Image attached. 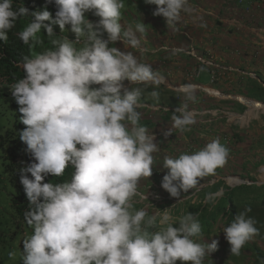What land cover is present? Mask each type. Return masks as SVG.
I'll return each mask as SVG.
<instances>
[{"label": "clouds", "instance_id": "1", "mask_svg": "<svg viewBox=\"0 0 264 264\" xmlns=\"http://www.w3.org/2000/svg\"><path fill=\"white\" fill-rule=\"evenodd\" d=\"M54 3L55 18L46 8L30 13L23 4L14 7V0H0V41L7 43L9 31L29 15L32 19L18 35L30 48L42 43V30L49 38L56 37L54 25L61 33L70 25L75 34L74 40L58 36L50 40L51 48L24 56V76L11 88L25 125L19 139L33 158L20 169L29 201L24 219L32 229L22 241V264H205L218 241L202 242L196 214L173 219L168 209L149 214L134 206L136 197L148 199L139 191L140 181L152 175L154 153L159 151L155 135L140 123L141 100L147 92L159 101L155 89L164 77L132 51L110 45L121 41L143 56L145 24L122 22L125 0ZM145 3L155 5L153 15L165 18L173 31L178 30L182 13L192 12L189 0ZM88 11L100 18L97 23L85 17ZM125 80L135 86L125 87ZM178 91L186 101H195V85H180ZM171 119L181 133L196 123L187 103L176 108ZM229 154L216 138L195 152L165 156L162 167L168 171L161 187L179 198L196 189L203 178L215 175ZM69 167L70 180L43 182L49 174L63 176ZM250 212L251 207L239 211L222 229L232 255L239 256L243 246L259 235Z\"/></svg>", "mask_w": 264, "mask_h": 264}, {"label": "trees", "instance_id": "2", "mask_svg": "<svg viewBox=\"0 0 264 264\" xmlns=\"http://www.w3.org/2000/svg\"><path fill=\"white\" fill-rule=\"evenodd\" d=\"M199 1L189 0V3L194 8L200 4ZM243 3L239 4L238 0H235V4L238 6H243ZM22 4L29 9L30 13L32 11H42L46 8L55 18L57 6L54 0L52 2H49V0H14V7H19ZM201 6L204 8L203 4ZM155 8V5L147 4L145 0H125V8L122 9V22L126 25H135L137 22L145 24L146 32L141 38L144 41L143 48L147 44L150 48H154L156 43L158 45L155 48L161 47L160 40L164 36V31L168 30L165 18L153 15ZM188 14L182 13V18ZM91 15L94 17V24L97 23L95 20L97 16L94 15L93 11L85 12V17L89 21L92 18ZM31 19L30 15L21 17L15 28L9 31L8 42L0 41V159L3 172L14 190L11 207L21 221H25L24 212L28 209L29 201L20 183V169L33 162V158L27 152L26 144L19 139V132L25 128V125L20 121L19 106L12 97L11 88L24 76L22 68L24 56H32L51 48L50 40L58 39V36H67L69 40L75 39V34L70 31V25L65 26L66 30L72 33L69 35L61 33L59 26L54 25L56 37L49 38L46 32L42 30L39 34L42 43L35 46V48H30L19 38L18 33L27 26ZM102 38L107 39V35L104 34ZM120 43L123 42L117 41L115 45L110 46L118 47ZM82 46V44L76 45L78 48ZM151 56L150 54L148 57ZM183 56L187 55L184 54ZM249 80L250 93L244 95L242 92H236L234 97L240 98V101H234V104L239 108L229 111L241 113L244 111L247 102L264 104V83L256 75L249 77ZM125 83L123 81V84ZM180 94L184 95L183 93ZM141 103L144 107L140 109L142 113L140 123L148 129L149 134L155 135V142L159 144V150L168 153L161 157L162 161L165 156L177 157L181 153H192L203 148L206 143L211 141V134L219 132L217 129L220 128L216 127L215 124H227L224 117L219 114L216 117H210L203 115L208 110H190L199 112L200 115L194 117L196 123L190 126V130L181 133L172 127L171 117L175 110H162L151 105L143 98ZM199 120L204 122L198 123ZM227 127L226 136L220 134L222 136L219 137V140L230 149L229 158L237 156L235 164L243 172L249 173V171L264 167V117L261 122H255L246 129H238L230 125ZM169 132L170 134L167 135ZM204 135L208 136L209 140L203 141L198 138V136L202 137ZM162 164H154L152 175L140 181L139 191L144 193L148 199L140 200L139 197H136L134 201L136 209L143 208L149 214H153L157 212L156 210L159 213L167 208L173 219L188 212L196 214L202 228V242L211 243L212 239L218 241L217 250L206 257L205 264H264V182L260 184L250 182L248 185L230 187L221 178H216L214 183L209 185L211 179L205 177L200 181L202 186L199 190H189L188 193L182 192L181 197L175 198L171 197L168 192L161 191L163 189L161 187L162 178L168 171L162 167ZM71 173L72 169L69 167L65 170L63 176L54 177L49 174L43 182L58 183L70 180ZM223 173L222 168L216 170V174L219 176ZM27 175L30 179L32 178L30 173ZM217 192H221L222 195L214 200L207 199V197ZM167 199L177 200V202L172 203ZM246 207H251V212L248 215L257 221L256 227L259 229V235L248 241L241 249L240 255L235 256L231 254V246L225 239L222 229L232 222L239 211L244 210ZM178 264H181V262L179 261Z\"/></svg>", "mask_w": 264, "mask_h": 264}, {"label": "rangeland", "instance_id": "3", "mask_svg": "<svg viewBox=\"0 0 264 264\" xmlns=\"http://www.w3.org/2000/svg\"><path fill=\"white\" fill-rule=\"evenodd\" d=\"M249 1L246 2L244 0L243 6H238L235 4V0L234 3L233 0H200V4L194 8L189 3L192 13L182 18V22L177 26L178 30H165L164 36L160 40L161 47L155 48L158 45L156 43L154 48H150L147 44L145 45L147 52L143 56H141L137 49L120 43L117 47L118 49L121 51H132L143 62L151 64L153 69L157 70L164 77V82L155 89L160 94L159 101L153 100L148 96L147 92L142 98L156 107H173V103L176 102L174 99L175 95L180 94L178 91L179 86L188 84L187 81L191 78L194 79V70L197 68L196 60L183 56V53H178L180 50L192 51L202 59L214 63L217 68L219 66V69L223 68L227 71L229 75H227L228 79L223 83L224 87L234 85V80L230 77V74H237L240 72L239 70L247 72L260 71L264 74L262 70L264 68V0ZM201 4L204 5V8H202ZM91 17L90 22L94 23V17L92 15ZM98 18H95L97 22L99 21ZM201 24H206V27H201ZM63 33L72 34L68 30ZM143 45L144 41L141 40V46L143 47ZM157 53L160 54L158 55ZM150 54L152 56L148 57ZM221 60L223 63L220 64L219 61ZM200 69V79L196 82L202 86L211 87L209 70L204 68V71H200ZM125 82V87L130 88L135 86L127 80ZM237 85L239 86V83ZM203 89L214 91L212 88ZM151 90V87L147 89L149 92ZM195 93L198 98H201L199 101L200 106L205 109L217 107L218 101L215 99L216 97L207 95L204 91L197 90V88H195ZM226 98H231L235 102H239L240 100V98L232 96L225 97V100ZM206 100H210V104L212 105L205 107L204 104L209 102ZM201 122L204 121H198V123ZM215 125L220 129H217L219 132L211 134V140L222 136L220 134L226 136L228 125H219L218 123ZM198 138L203 141L209 140L206 135L202 137L198 136ZM163 156L162 152H156L154 164L160 165L163 163L161 160ZM236 158L237 156L228 157L227 163L222 167L224 171L222 175L219 176L215 173V175L208 176L211 179L209 185L214 183L216 178L225 180L227 186L233 183L230 178H240L241 180L257 184L264 182V167L249 171V173L243 172L235 164ZM201 186L202 184H199L193 190L197 191ZM161 191L167 192L163 189ZM13 194L14 190L10 186L6 174L3 172L0 159V264H22V241L32 232L26 221H21L15 215L11 207ZM156 211L158 213V210ZM10 253H15V255H10Z\"/></svg>", "mask_w": 264, "mask_h": 264}, {"label": "crops", "instance_id": "4", "mask_svg": "<svg viewBox=\"0 0 264 264\" xmlns=\"http://www.w3.org/2000/svg\"><path fill=\"white\" fill-rule=\"evenodd\" d=\"M219 62H220V64L223 63L222 60ZM263 66H264V64H263ZM262 70L264 71V68ZM239 71L240 72L237 74H230L231 75L230 77L234 80V81L231 80V81H233L234 85L228 86V87H224L223 83L228 79L227 75H229V74L223 68L219 69V66H218V70L216 73L217 78L211 87H205V86H202L201 84L197 83L196 81L200 79V76L198 78L190 79L191 81L190 80L187 81L188 84L199 86L201 88L202 87L203 88H212L214 91H217L219 93L220 97L215 98L218 102H217V107L214 109H211V108L205 109L204 107L200 106L199 101L201 98H198L196 96V93H195L196 99L194 102L193 101H184L185 100L184 95L176 94L174 97L176 104L173 103L174 104L173 107H169V108L165 107V109L162 106H157V107L162 108V110H176V108H178L179 106L187 103L188 110H225V111H229V110H233L235 108H239L238 106H236L234 104V100H232L231 98H229V99L226 98V100H225V97H228V96L234 97L236 95V92H242V94H244V95L249 94L250 90H251L249 77L251 78L254 75L258 76L260 78L261 82L264 83V74L261 73L260 71H254V72H247V71H241V70H239ZM237 83H239V86L237 85ZM209 93L213 94L214 92L209 91ZM183 101H184V103H183ZM206 101H209V102L204 104L205 107L208 105H212V104H210V102H211L210 100H206ZM219 101H221V102H219ZM218 103H220V104H218ZM229 112H232V111H229ZM232 113H234V112H232ZM263 117L264 116H261L259 118L260 122L262 121ZM255 122L258 123V121H254V122H252V124ZM158 152H160V153L162 152L164 155L168 154L164 150L158 151Z\"/></svg>", "mask_w": 264, "mask_h": 264}, {"label": "built area", "instance_id": "5", "mask_svg": "<svg viewBox=\"0 0 264 264\" xmlns=\"http://www.w3.org/2000/svg\"><path fill=\"white\" fill-rule=\"evenodd\" d=\"M241 2H242V0H239V3H241ZM178 53H183L187 56H190L192 59L196 60L197 68L194 70L195 71V75H193L194 78L199 77V69L200 68L206 67L209 69V74L211 76V84H213L215 82V80H216L215 78H217L216 77V71L218 68L214 63L210 62L209 60L202 59L201 57L194 54L192 51L180 50V51H178ZM195 88H197V90L199 89V90L204 91L207 95H211V96L216 97V98L220 97L219 93L217 91H213L214 93L211 94V93H209L208 90H205L199 86H196ZM192 112L194 114V117H197L200 115L199 112H194V111H192ZM217 114L224 117V119L226 120V123L228 125L236 127L238 129H246L252 124V122L258 121L261 116H264V104L247 102V103H245L244 111L241 113H232L229 111H221V110H214V111L209 110V111H206L203 113V115H208L210 117H216ZM230 180L233 182L232 185L231 184L229 185L230 187L250 184L249 181L240 180L239 178H230ZM154 198H157V197H154ZM167 200L169 202H172V203L177 202V200H173V199L172 200L167 199ZM152 201H153V199H152ZM165 209H167V208H165Z\"/></svg>", "mask_w": 264, "mask_h": 264}]
</instances>
